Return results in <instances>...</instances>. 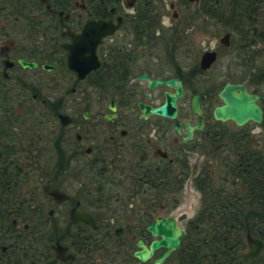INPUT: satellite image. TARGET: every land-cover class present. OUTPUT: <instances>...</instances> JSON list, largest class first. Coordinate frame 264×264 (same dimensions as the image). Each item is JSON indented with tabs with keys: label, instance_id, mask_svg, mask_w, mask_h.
Masks as SVG:
<instances>
[{
	"label": "flooded vegetation",
	"instance_id": "1",
	"mask_svg": "<svg viewBox=\"0 0 264 264\" xmlns=\"http://www.w3.org/2000/svg\"><path fill=\"white\" fill-rule=\"evenodd\" d=\"M166 4L0 0V264H154L165 246L134 253L163 217L181 232L160 264H264L232 212L264 151V0ZM203 20L220 32L205 50ZM221 54L218 88L202 77ZM226 83L261 98L259 123L215 119ZM177 84L174 117L145 116ZM248 233L263 247L243 261Z\"/></svg>",
	"mask_w": 264,
	"mask_h": 264
},
{
	"label": "water",
	"instance_id": "2",
	"mask_svg": "<svg viewBox=\"0 0 264 264\" xmlns=\"http://www.w3.org/2000/svg\"><path fill=\"white\" fill-rule=\"evenodd\" d=\"M227 38L228 36L226 35L223 38H220V41L227 45ZM214 60L215 56L212 51L204 52L202 55L201 66L203 69H207L210 63ZM157 82L161 81H151L149 85L152 86ZM176 90L177 91L175 93L167 91L164 94V102L158 104L155 107H141L145 113V116L149 112L156 115L161 114L162 116L174 117L176 114L175 99L179 93H181L180 86L178 84ZM245 90L246 89L243 86V83L223 84L221 90L218 92V97L222 99L221 105L213 108V116L215 119L234 120L237 125H241L244 121L250 120H254L255 122L259 123L262 120L260 111L261 109L257 106L255 100H260L261 98L255 94H247ZM191 100V109L194 111V113H200L201 110H199L198 107L200 100L199 95L195 94L192 96ZM174 220V218L163 217L156 218L154 221H152V223L148 226V229L152 230V234L157 235L159 238L153 239L148 247L142 241H138L137 245L140 247V250H136L134 253L137 259L144 261V259H146V257L152 253L155 248L165 246L166 250L164 253H162L159 257L157 256L154 258V264H160L164 261L165 256L168 254V252L174 250L175 246L177 245V241H179L178 237L181 229L174 223ZM246 236L245 242L249 246V249L245 253H241L243 261H246L249 259V257L258 256L260 248L263 247V242L260 239L254 238L253 235L249 233L246 234Z\"/></svg>",
	"mask_w": 264,
	"mask_h": 264
},
{
	"label": "trees",
	"instance_id": "3",
	"mask_svg": "<svg viewBox=\"0 0 264 264\" xmlns=\"http://www.w3.org/2000/svg\"><path fill=\"white\" fill-rule=\"evenodd\" d=\"M223 128L225 129V126L222 125L218 129L222 130ZM248 160L252 164L249 169H253L249 170L251 174L248 176L249 184L247 183L250 195L246 203L241 201L235 203L232 210L233 225H235V233L237 232L236 228L240 227L255 236H260L264 241V184L261 185L257 181V177L264 178V151L252 147ZM245 161L244 159L243 162Z\"/></svg>",
	"mask_w": 264,
	"mask_h": 264
},
{
	"label": "rangeland",
	"instance_id": "4",
	"mask_svg": "<svg viewBox=\"0 0 264 264\" xmlns=\"http://www.w3.org/2000/svg\"><path fill=\"white\" fill-rule=\"evenodd\" d=\"M168 1H170V0H161V3L166 4V3H168ZM166 6H167V4H166ZM202 14L204 15V17H206V15L210 16V14H208V13L207 14L202 13ZM200 25L203 26V29H201V31H200V36H202L201 45L203 46V48L205 50L207 48V46H213L217 42V38H219L220 32L217 34H215V32L212 33L213 30L216 31V29L218 28V25L217 26L213 25V24L210 25L209 21H207V20L201 21ZM220 25H222V24H220ZM230 57H231L230 54L229 55L228 54L219 55L218 60H216L214 65H213V67H215L214 70L213 69L208 70V72H205V74H203L202 78L204 79L205 75L207 77H209V76H211L212 72L213 73L216 72L217 77H219V81H217L218 82V88H219L220 84H221V82H220L221 78L225 80V77H223V74L228 73L226 64L229 61ZM205 79H207V78H205ZM202 88L205 89L206 84L202 83ZM228 126L230 127V124H228ZM254 129L256 131H258V130L260 131V128H258V127H254Z\"/></svg>",
	"mask_w": 264,
	"mask_h": 264
}]
</instances>
